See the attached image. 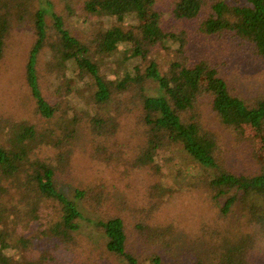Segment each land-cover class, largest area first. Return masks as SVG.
I'll list each match as a JSON object with an SVG mask.
<instances>
[{
	"label": "trees",
	"instance_id": "trees-1",
	"mask_svg": "<svg viewBox=\"0 0 264 264\" xmlns=\"http://www.w3.org/2000/svg\"><path fill=\"white\" fill-rule=\"evenodd\" d=\"M47 1L0 0V60L15 24L29 23L35 35L23 71L26 110L0 113V264H20L4 251L42 239L49 246L24 264H51L59 250L79 251L78 264H102L104 254L118 264H264V90L236 89L227 61L264 68V0H175L169 12L186 21L180 31L165 25L158 0H65L58 11ZM79 8L102 20L86 35L70 24ZM130 15L138 21H111ZM193 30L228 43V56L190 48ZM121 43L129 44L124 71L110 79L104 62ZM159 48L172 51L164 65ZM68 69L72 83L62 79ZM214 122L245 142L252 171L232 162ZM249 128L257 151L243 140ZM77 160L89 175L71 171ZM156 164L180 189L205 193L199 218L169 214L164 199L178 187L158 176L147 201H135L144 197L138 174ZM70 173L78 176L71 197L60 187ZM83 223L103 241L99 250H79ZM18 228L26 234L14 242Z\"/></svg>",
	"mask_w": 264,
	"mask_h": 264
},
{
	"label": "rangeland",
	"instance_id": "rangeland-1",
	"mask_svg": "<svg viewBox=\"0 0 264 264\" xmlns=\"http://www.w3.org/2000/svg\"><path fill=\"white\" fill-rule=\"evenodd\" d=\"M53 5L51 6L50 10L58 11L59 8L64 6L65 0H51ZM44 4H47V0H42ZM175 0H158V3L164 12L163 18L165 20V25L167 27H173L176 31H180L183 28H186V21L184 19H173L170 16V9L173 7ZM80 8L77 9L74 13H72L70 18V24L74 27L75 32H80V34H88L92 30L91 28L95 25H98L99 22H102L101 18L95 17L92 19L89 15H87L85 12L81 11ZM88 18H90L88 21ZM47 19L50 20V14L47 15ZM100 19V21L98 20ZM105 22H103L105 25L108 26L110 24L107 22V19L102 18ZM121 19L120 21L125 24L129 25L131 23H136L138 19L134 16H123V17H114L111 21H117ZM92 20L97 21L98 23L92 24ZM93 25V26H92ZM190 27V26H188ZM191 28V27H190ZM34 32L31 28L29 23H23L18 22L14 25L13 31L11 35L7 39V49L4 57L0 60V113L4 110L7 112L15 111L17 115L15 117L21 118V116L24 114L26 108H24V104L26 107V97H25V91L26 87L24 84V64L26 61V57L28 54V51L30 49L31 43L34 40ZM170 41H167L166 44L170 45ZM216 41L211 40L210 38L203 36H199L197 33L193 32L191 33V44L190 48L195 47V49L202 50L206 53H211L212 55H215L216 57H219L220 55H226V53L229 51L230 47L228 43H217ZM171 46L172 43H171ZM129 44L127 43H121L119 45V48H117L115 51H113L112 55H110L106 62H104V69L106 72H108V75L110 79H115L117 75H120L123 73L124 68L120 66L121 60L125 59V53L128 49ZM156 56L161 62V64H166L169 60V58L172 57V51L164 50L163 48H159L156 52ZM228 55H226L227 57ZM227 61L231 62V69H230V75L231 77L235 78L237 80L236 89L241 90V86L246 91V88H249L250 91H246L248 94H254L257 91H263L264 90V68H261L259 65H252L253 59L248 62H241L239 60V57H234L232 59H229L227 57ZM127 62V69L132 68L133 59H129ZM258 64V63H257ZM73 74L71 69H68L64 75L63 80L65 79L68 81V83L73 82ZM263 80V83L255 84L257 81ZM240 85H239V83ZM23 102V106H19ZM9 109V110H8ZM11 110V111H10ZM209 124L213 125V119L212 116L208 117ZM217 132L218 136L221 139V145L225 149L226 154L233 157L232 162L235 163L239 168L243 169L244 171H252V166L250 162L248 161V158L246 157L248 153H251L250 149L245 150L243 146H245V142L238 141L234 138L231 131L225 129L221 124H217ZM246 135L243 136V140H255L253 143V146H251L253 150L257 151L259 150V140L255 138L257 136L256 131L249 128L246 130ZM80 141L82 143L85 142V135L82 133L80 137ZM227 148V149H226ZM228 148H230V151H228ZM76 165V166H75ZM174 169L177 168V165L173 166ZM71 170V169H70ZM81 170V175L86 176L89 175V171L85 163L80 162V160H77L76 164H73L72 166V172L74 174H79ZM70 171V172H71ZM165 172H168L165 166L156 164L154 168L149 170H142L138 174L140 181L139 186L141 184H145L144 188V197H141L138 195L135 197V201H139L140 204L143 205L144 202L147 201V197L149 196V192L146 190V188L152 183L155 182L154 180H157L155 176H158V180L162 181L166 185H170L171 187H175L177 189L176 194L170 198L168 201L167 199H164V205L166 207L170 208L169 214L171 215H178L180 212L182 216L186 217H195L199 218L202 215V210L205 208V205L207 203V199H204V194L200 190H195V193H189L186 189H180V181H173L174 174H169L167 176H163L162 174H165ZM69 173V172H68ZM102 174H105L104 172ZM72 173L66 174L65 178L60 184L61 189L65 190L68 195L71 197L73 196L74 192L73 189L69 186L70 179L72 178ZM76 175V176H77ZM163 177H162V176ZM75 176V175H73ZM75 176V177H76ZM161 176V177H159ZM173 178H172V177ZM78 177V176H77ZM168 185V186H169ZM124 195L129 198H134L133 194L136 190L135 186L133 185L130 188H124ZM143 196V195H142ZM138 213V212H136ZM92 214V213H91ZM208 215V212L206 211V214ZM83 231L80 235V247L83 250L84 244H88V248L97 249L102 244V240L97 237L98 234H96L94 231H92V225H89L87 223H83ZM20 233L26 234L21 228H18V230L13 232V240L17 239V235ZM132 240L136 243L138 238L137 236H134ZM45 240H41L40 243L32 246V248H24L19 246V250L16 247H10L4 251L5 254H8L10 256H13L15 259L19 260L21 263L24 264L28 259L29 260H35L38 256L41 257V254L43 252V249L48 247L49 244H45ZM142 241L140 242V244ZM140 244L138 246H140ZM187 244V243H186ZM99 250V249H97ZM63 252V251H61ZM4 253H2V257H4ZM59 253V254H58ZM79 253V251H78ZM74 253L73 251L68 252L65 254L64 252L61 254L60 250L56 253L54 252V256L56 259H53L51 261V264H58L59 260L57 257H60V263L59 264H78V259L74 258V256H79L80 254ZM101 257V263L102 264H118L117 260L114 257H107L106 254L99 256ZM35 258V259H34ZM103 258V259H102ZM114 259V261H113Z\"/></svg>",
	"mask_w": 264,
	"mask_h": 264
}]
</instances>
